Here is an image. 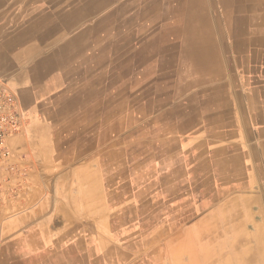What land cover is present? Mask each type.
I'll return each instance as SVG.
<instances>
[{
    "label": "crops",
    "instance_id": "crops-1",
    "mask_svg": "<svg viewBox=\"0 0 264 264\" xmlns=\"http://www.w3.org/2000/svg\"><path fill=\"white\" fill-rule=\"evenodd\" d=\"M97 1L0 0V84L25 112L11 147L27 174L0 208V264L235 263L264 233V0L89 13ZM148 8L206 12L203 33L184 29L186 15L167 33L155 15L104 35L107 13ZM106 41L132 44L111 55L129 71L88 67V45ZM124 80L130 96L149 80L148 108L118 102Z\"/></svg>",
    "mask_w": 264,
    "mask_h": 264
},
{
    "label": "bare ground",
    "instance_id": "bare-ground-1",
    "mask_svg": "<svg viewBox=\"0 0 264 264\" xmlns=\"http://www.w3.org/2000/svg\"><path fill=\"white\" fill-rule=\"evenodd\" d=\"M128 1V0H127ZM161 1V0H160ZM159 1V2H160ZM183 1V0H182ZM88 2V1H87ZM111 2H114L115 4H117L118 2H119V9H120V13H122V8L124 7V5H125V2H124V0H103V1H97L96 2V4H95V6L94 7H92V10H89L88 12L89 13H97L98 12V10H96V7L98 8V7H101L102 8V6H104L106 3H111ZM167 2V4H176V2H175V0H167L166 1ZM192 3L193 5H199L200 4V0H190V1H188L187 0V3ZM209 2V1H208ZM243 2V1H242ZM133 3V2H132ZM144 3V2H143ZM152 3L153 2H151L150 4H145V5H143V6H141V7H144V8H146V7H150V6H152ZM126 4H128V3H126ZM133 4H135V3H133ZM155 5H156V3H155ZM245 5V4H244ZM139 6V5H138ZM172 6V5H171ZM186 7V6H185ZM90 8V7H89ZM139 8V7H138ZM157 7H155V9H156ZM62 10V9H61ZM147 11H144L143 13L142 12H140L139 10L137 11V12H135L132 16H130L129 18H124L121 14H119V19H121L122 21H121V25L123 26V27H126V26H129V25H134V23H135V20L137 21V19H139V18H142L143 20H144V22H147V23H151V18L153 17V16H155V15H157V17L156 18H160L161 20H163V21H165L168 17H169V19H168V23H167V25H168V30H167V33H174L177 29H180L181 27H180V23H178V22H176L178 19H180L182 16L184 17L185 15V19H188V20H186V21H188V22H191V23H189L188 25L187 24H185L184 26V29H186L188 32H189V34H192V36H195V38L197 39V37L199 36V35H201L202 33H203V31H200L201 30V28L199 27V25L198 26H196V23H197V21L199 20H201L202 19V14H204V13H206V12H204V13H200V12H191L190 14H186V13H181L180 11L179 12H177V11H175L176 13H173L172 15H168L167 17H165L164 15L163 16H161L157 11L155 12V11H151V10H149V8L148 9H146ZM133 11V10H132ZM150 12L151 11V13H149V15H147V16H145L146 14H147V12ZM83 12V11H82ZM155 12V13H154ZM87 13V12H86ZM114 13H116V11H114V10H112L110 13H107V16H114ZM81 14V13H80ZM84 15V14H83ZM124 19V20H123ZM141 20V19H140ZM126 21V22H125ZM143 22V23H144ZM201 22V21H200ZM127 23V24H126ZM141 23V22H140ZM182 24V23H181ZM108 26H110V25H108ZM132 27V26H131ZM182 29V28H181ZM78 30V29H77ZM74 32V31H73ZM62 33V32H61ZM60 33V34H61ZM72 33V32H71ZM85 33V32H84ZM90 33V30H89V28H88V33H86V34H89ZM108 33V32H107ZM83 34V33H82ZM81 34V35H82ZM186 34H188L187 32H186ZM104 35H106L107 36V34L105 33ZM65 36V35H64ZM70 36V35H69ZM67 38V37H66ZM72 38V37H71ZM145 39V38H144ZM194 39V38H193ZM169 41V40H168ZM171 41V40H170ZM170 41L168 42V45L170 44ZM89 42V41H88ZM165 42V41H164ZM85 43V42H84ZM148 43V40L146 41V42H144L142 45H141V43L139 44L140 46H137L138 47V51H139V57L141 58V60H143L144 58H146V56H147V54H145L146 52H148L149 50H152L153 49V47H154V45L153 44H150V45H146ZM83 45V44H82ZM84 46V45H83ZM90 45H88V47H89ZM117 46V45H116ZM122 46H124L125 47V49H124V52H122V53H120V56L121 57H123V58H125L126 56H128L129 54H131V51L133 50L132 49V44L130 45V44H128L126 41L123 43V45ZM58 48V47H57ZM116 48V47H115ZM207 48V47H206ZM119 49V47H117L116 48V50H118ZM62 51H64L63 49H61ZM159 50V49H158ZM197 51V50H196ZM195 51V52H196ZM101 53V52H100ZM118 53V52H117ZM155 53V52H154ZM191 54V53H190ZM189 54V55H190ZM196 55V54H195ZM186 56H187V54H186ZM137 57V56H136ZM117 58V57H116ZM126 59V58H125ZM193 59V58H192ZM115 61H114V63L112 64L113 66H114V68L115 69H119L120 67H121V69H123L124 67H126V69L128 70H130L131 68H132V63L130 62V63H127V65H125L124 67H122V65H120L119 67L117 66V65H115V62L117 61L118 62V59L116 60V59H114ZM137 62V61H136ZM150 62V61H149ZM149 62H147V63H149ZM199 63V62H198ZM120 64V63H119ZM124 65V64H123ZM134 66V65H133ZM137 66V65H136ZM135 67V66H134ZM201 67V66H200ZM145 69V68H144ZM50 139V138H49ZM228 179V178H227ZM240 216V215H239ZM245 216V215H244ZM235 217V216H234ZM252 217V216H251ZM248 218V217H247ZM219 223V222H218ZM204 225V224H203ZM258 225V224H257ZM201 227V226H200ZM232 229V228H231ZM243 232V231H242ZM245 233H246V231H245ZM224 234H225V232H224ZM264 234V233H263ZM263 234H261V236L263 235ZM227 235V234H226ZM238 234H236L235 236H237ZM240 235V234H239ZM234 236V237H235ZM261 236H259V234L256 236L257 237V239H258V245H257V247H255V249H251L250 251H249V249L251 248H249L246 252H247V254H246V252L245 253H242L241 251H239V252H241V253H236V251H235V255L237 256V261L235 262V263H232V264H264V241H262V238H261ZM234 240V239H233ZM215 242H217V241H215ZM233 242V241H232ZM231 242V243H232ZM185 243V242H184ZM223 243H226V242H223ZM182 244H183V242H182ZM210 246V245H209ZM180 247H182V246H180ZM197 247V246H196ZM219 247H220V244H219ZM223 247V246H222ZM210 248H211V246H210ZM209 249V248H208ZM222 249V248H221ZM246 249V248H245ZM223 250H225V249H223ZM222 250V251H223ZM230 250V249H229ZM239 250V249H238ZM203 251V250H202ZM200 253H202V252H200ZM203 253H206V252H204L203 251ZM228 254V253H227ZM245 254H246V257H245ZM208 255V253L206 254V256ZM209 256H212V255H208V257ZM236 256H234V257H236ZM205 257V256H204ZM233 257V258H234ZM207 258V257H206ZM228 258V257H227ZM227 258H226V260H227ZM232 259V258H231ZM208 260V259H207ZM219 260V259H218ZM231 262H233V261H231ZM230 262V263H231ZM197 263V262H196ZM220 264H229L228 262H226V261H222Z\"/></svg>",
    "mask_w": 264,
    "mask_h": 264
},
{
    "label": "built area",
    "instance_id": "built-area-1",
    "mask_svg": "<svg viewBox=\"0 0 264 264\" xmlns=\"http://www.w3.org/2000/svg\"><path fill=\"white\" fill-rule=\"evenodd\" d=\"M24 126L25 113L18 96L8 86L0 84V208L9 198L15 177L20 174L11 141Z\"/></svg>",
    "mask_w": 264,
    "mask_h": 264
},
{
    "label": "rangeland",
    "instance_id": "rangeland-1",
    "mask_svg": "<svg viewBox=\"0 0 264 264\" xmlns=\"http://www.w3.org/2000/svg\"><path fill=\"white\" fill-rule=\"evenodd\" d=\"M116 16H117V12H116ZM114 18H115V13H114V16H111V17L107 16V18H106V21H105L106 24L109 23V25H110L108 27L109 30H108L107 36H110V34H112L113 32L119 34L122 31V27L118 25L119 22H120L119 18L113 20ZM142 29L145 30L144 25H142ZM157 45H159V43H157ZM91 46H92V48H91ZM119 46H122L121 43H118V44L114 43V42H108L107 43V41L103 42V43L90 45L88 47V67H90V65H96L97 67L95 66L93 69H96V68L100 69V64L106 62V64H107L106 66L107 67H108V64H109L108 70H114L115 68H114V66L112 64L114 63L115 60L112 58L111 55L114 54L113 51H115L116 48L119 47ZM100 52L102 53L101 55H103V57H101V58L99 56ZM126 65H127V63H126ZM119 71L123 72V71H127V69L126 68L121 69V67H120L118 70H116V72H119ZM128 71H129V69H128ZM122 77H123V74H122ZM109 79H110V81L113 80V83H116L117 75L115 77H113V79H112V77L109 78ZM133 85H134L133 83L127 82V80H124L123 87L121 89H119V91L117 93V95H119V96L123 95V97H121L120 101H118V102L122 103V100L126 99V103L130 104L129 107L133 106L134 102L135 103L136 102H140V103H144V107L143 108H148V99H147V97L149 95V92H148L149 91L148 86L150 85L149 80H146L145 83H142V85L147 87L148 89L145 88L144 90H142V92L136 93L135 96L132 95L133 96L132 97V96L129 95V92L132 93L129 90H131V87ZM123 91H124V93H123ZM101 132L102 133H108V132H106L105 129H103ZM13 153H14L15 161L17 162V164L19 166V170H20V174L17 175L15 177V179H14V181H15L14 185H12V187L10 186L9 197L15 198L19 194L21 184L25 183V181L27 180V174H26V169H24L19 164V161L22 158L21 157L22 155H21L20 151L16 152L14 150ZM88 179H90V178H88ZM255 238H256V240H258L256 236H255Z\"/></svg>",
    "mask_w": 264,
    "mask_h": 264
}]
</instances>
